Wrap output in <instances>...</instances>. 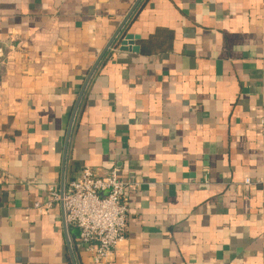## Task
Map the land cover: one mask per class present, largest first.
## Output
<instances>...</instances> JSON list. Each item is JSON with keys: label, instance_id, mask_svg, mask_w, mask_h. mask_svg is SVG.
Wrapping results in <instances>:
<instances>
[{"label": "crops", "instance_id": "1", "mask_svg": "<svg viewBox=\"0 0 264 264\" xmlns=\"http://www.w3.org/2000/svg\"><path fill=\"white\" fill-rule=\"evenodd\" d=\"M263 151L264 0H0V264H264ZM83 166L126 183L101 263L34 208Z\"/></svg>", "mask_w": 264, "mask_h": 264}, {"label": "built area", "instance_id": "2", "mask_svg": "<svg viewBox=\"0 0 264 264\" xmlns=\"http://www.w3.org/2000/svg\"><path fill=\"white\" fill-rule=\"evenodd\" d=\"M264 152V151H263ZM245 185L251 180L245 178ZM126 183L116 169L104 176L96 175L89 166H83L78 177L64 186L48 190V199L34 203V208L47 211L54 202H61L67 227L78 229V241L90 253L94 263L108 260L118 243L125 239L129 200ZM72 247V243L70 244Z\"/></svg>", "mask_w": 264, "mask_h": 264}, {"label": "water", "instance_id": "3", "mask_svg": "<svg viewBox=\"0 0 264 264\" xmlns=\"http://www.w3.org/2000/svg\"><path fill=\"white\" fill-rule=\"evenodd\" d=\"M116 34H118V33H116ZM116 34H115V36H116ZM115 38V37H114ZM113 38V39H114ZM110 45V44H109ZM92 71H93V69H92ZM92 71H91V73H92ZM76 107H77V104L75 105V107H74V113H75V110H76ZM72 120H73V116H72ZM72 120H71V122H72ZM64 171H62V176H61V186H60V196H63V191H64V186H65V183H64ZM62 205V204H61ZM62 211H63V208H62ZM62 217H63V222H64V225H65V220H64V213H62Z\"/></svg>", "mask_w": 264, "mask_h": 264}]
</instances>
